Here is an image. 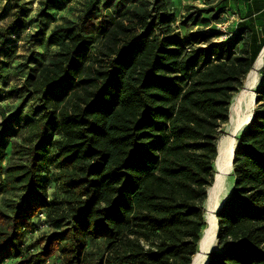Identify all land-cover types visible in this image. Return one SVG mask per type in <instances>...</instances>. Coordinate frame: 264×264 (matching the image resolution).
Instances as JSON below:
<instances>
[{"label": "trees", "instance_id": "16d2710c", "mask_svg": "<svg viewBox=\"0 0 264 264\" xmlns=\"http://www.w3.org/2000/svg\"><path fill=\"white\" fill-rule=\"evenodd\" d=\"M68 1L46 0L43 10ZM238 1L217 0L213 19L228 10L242 18ZM120 4L129 7L110 21H98L101 0H91L77 22L57 25L47 38L57 55L0 123V264L56 256L61 264H190L198 252L221 127L264 47V22H242L234 37L211 43L217 31L185 38L170 29L175 0H155L148 13L144 0ZM203 12L186 20L197 26ZM26 24L16 14L0 29V49ZM31 97L38 106L23 121L27 142L14 143L11 124ZM257 99L238 137L235 185L218 213L220 251L209 264H264V82ZM10 155L17 161L4 168ZM53 177L61 203L48 193ZM43 214L71 224L34 254L25 237ZM98 240L101 256L88 251Z\"/></svg>", "mask_w": 264, "mask_h": 264}, {"label": "rangeland", "instance_id": "374dc122", "mask_svg": "<svg viewBox=\"0 0 264 264\" xmlns=\"http://www.w3.org/2000/svg\"><path fill=\"white\" fill-rule=\"evenodd\" d=\"M46 0H0V29L6 28L15 19L16 14L24 18L27 22L23 31L10 36L8 38L6 47L0 49V70L3 78H0V123L4 122L16 111L20 103L29 94L32 89V83L39 76V71L48 65L52 59L57 55L59 48L49 46L47 38L51 31L57 26L64 24L67 20L78 21V17L89 6L91 0H69L65 7L61 10H43V3ZM125 0H101L100 10L101 14L98 21L109 20L113 17H118V12H124L129 6L122 8L120 4ZM147 4V12L152 11L155 0H144ZM207 2L205 0H175L177 8L173 11L170 8V13L175 14V21L171 24L170 29L187 38L189 36H196L200 31L202 33L211 34L217 31L216 37L209 39L211 43H221L227 41L231 36L230 33L233 25L237 21V17L229 14V10L223 17L218 18L217 21L213 19L216 16L215 10L211 7L216 3ZM173 4L170 2V5ZM118 7V10L116 9ZM121 8V9H120ZM120 9V11H119ZM203 9L206 12L198 13V16L204 22L197 26L190 24L186 17L194 15L197 10ZM117 12V14H116ZM154 15V14H153ZM220 15V14H217ZM152 17L149 16V20ZM224 19V20H223ZM98 21L96 23H98ZM155 24L158 22L154 20ZM221 22L219 25L216 22ZM224 21V22H223ZM47 28L42 31L46 24ZM183 23H187L184 25ZM224 34V35H223ZM216 35V34H215ZM34 77L33 80H29ZM29 81V82H28ZM38 106V102L34 97L28 100L25 112L23 113V120L19 123L11 124L16 131V136L12 139L14 143H26L30 127L24 126V119H33L32 111ZM259 107V106H258ZM7 121V120H6ZM220 138L229 133V122L221 127ZM2 162L4 168L10 163H15L17 157L10 155ZM54 172V170H52ZM56 173V172H54ZM57 174H55L56 177ZM235 185V177L229 176L225 181L224 195L230 196ZM5 187L0 186V202L6 195ZM48 193L52 200L61 203L65 195L58 190L57 183L53 177L52 183L49 185ZM12 198L16 194H11ZM53 217V216H52ZM37 227L32 232L26 234V247H33L31 252L36 254L42 251L46 246V238L52 235L55 231H59L68 227L71 223L67 220H61L57 227L53 222L49 224V218L46 215H40L36 220ZM104 242L101 240L91 242L89 245V253H94L97 256L104 255ZM17 261H12L7 264H15ZM46 264H61L59 257L51 258Z\"/></svg>", "mask_w": 264, "mask_h": 264}, {"label": "bare ground", "instance_id": "6f19581e", "mask_svg": "<svg viewBox=\"0 0 264 264\" xmlns=\"http://www.w3.org/2000/svg\"><path fill=\"white\" fill-rule=\"evenodd\" d=\"M264 67V54H262L255 66V69L250 73L247 81V90H244L239 96L236 97L230 115L229 128L230 133H226L219 139V152L220 157L217 162V182L212 188L210 193V199L208 202V220L211 226V231L208 234V240L214 239L217 232V219L215 217V211L219 207L220 198L225 189V178L232 173L233 176V166L232 157L237 144L235 140V135L240 129L248 124L252 117V113L258 108L259 104L254 105L255 93H253V88L258 84L255 91L264 82V77L261 71ZM253 90V91H252ZM239 142V141H238ZM236 179V178H235ZM205 258L201 255L195 260V264H204Z\"/></svg>", "mask_w": 264, "mask_h": 264}, {"label": "water", "instance_id": "95a60500", "mask_svg": "<svg viewBox=\"0 0 264 264\" xmlns=\"http://www.w3.org/2000/svg\"><path fill=\"white\" fill-rule=\"evenodd\" d=\"M262 54H264V47L262 48V50L260 51L259 55L257 56V58H256V60H255V62L253 64V66H252V69L247 74V76L245 78V81L243 83V88L232 99L231 105L229 107V120H228V122H230V115H231L232 105H233L236 97L239 96L244 90H247L248 89L247 88L248 77H249L250 73L255 69V66H256V64L258 62V59H259V57ZM257 86H258V84H256L255 87L253 88L254 91L252 90L253 93H255L254 105H256L258 103L257 92L255 91V89L257 88ZM255 110L252 113V117H251L250 121L248 122V124L244 125L240 129V131L237 132V134L235 135V140H236L237 144L235 146V150H234L233 157H232V163H231L232 166H233V168H232L233 172H234V165H235V160H236V152H237V146H238V137L242 134V132L248 127V125L253 120ZM229 133H230V128H229ZM219 142L220 141H218V143H217V156H216L215 161H214L215 175H214V179H213L212 186L207 190V199L205 201V222H206V228L202 232L201 239H200L199 244H198V252L193 256L190 264H195L196 258L198 256H200V255L205 258L204 259L205 260L204 261V264H209V262H210V256L213 253L220 251V244H219V232H220V228H219L218 213L221 210V208L223 207V205L226 202V200L229 198V195L228 194H226V195L223 194L224 191H223L222 196L220 198L219 207L215 211V217L217 219V232H216V235H215V238L214 239L212 238V239L208 240V234L211 231V226H210V223H209V220H208V218H209V216H208V213H209L208 202H209V199H210L211 190L216 185V182H217V172H218V170H217V162H218L219 157H220ZM230 175H232V173L229 174L227 177H229ZM226 178H225V180H226Z\"/></svg>", "mask_w": 264, "mask_h": 264}, {"label": "crops", "instance_id": "0c3cea01", "mask_svg": "<svg viewBox=\"0 0 264 264\" xmlns=\"http://www.w3.org/2000/svg\"><path fill=\"white\" fill-rule=\"evenodd\" d=\"M238 8L244 16L240 18L237 17L236 23L233 25L230 34L231 38L234 37L238 30L242 27V22H246L248 24H256L258 28L259 23L264 22V0H239ZM235 16V15H234Z\"/></svg>", "mask_w": 264, "mask_h": 264}]
</instances>
